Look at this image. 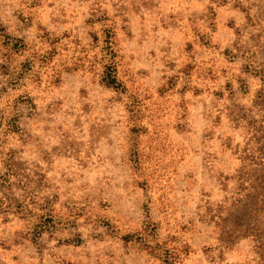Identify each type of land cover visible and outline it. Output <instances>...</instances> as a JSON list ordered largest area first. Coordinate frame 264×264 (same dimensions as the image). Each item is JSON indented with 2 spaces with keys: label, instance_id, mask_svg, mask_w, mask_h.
Masks as SVG:
<instances>
[{
  "label": "rangeland",
  "instance_id": "rangeland-1",
  "mask_svg": "<svg viewBox=\"0 0 264 264\" xmlns=\"http://www.w3.org/2000/svg\"><path fill=\"white\" fill-rule=\"evenodd\" d=\"M0 264H264V0H0Z\"/></svg>",
  "mask_w": 264,
  "mask_h": 264
},
{
  "label": "trees",
  "instance_id": "trees-1",
  "mask_svg": "<svg viewBox=\"0 0 264 264\" xmlns=\"http://www.w3.org/2000/svg\"><path fill=\"white\" fill-rule=\"evenodd\" d=\"M111 67V72L109 73L108 77H105V82L108 86L110 87H117V74H116V66L115 63H113V65L110 66ZM129 240V239H126ZM130 241V240H129Z\"/></svg>",
  "mask_w": 264,
  "mask_h": 264
}]
</instances>
